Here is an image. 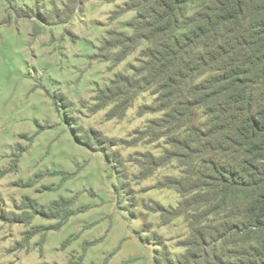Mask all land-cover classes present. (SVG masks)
Segmentation results:
<instances>
[{
	"label": "rangeland",
	"instance_id": "rangeland-1",
	"mask_svg": "<svg viewBox=\"0 0 264 264\" xmlns=\"http://www.w3.org/2000/svg\"><path fill=\"white\" fill-rule=\"evenodd\" d=\"M133 1L0 0V264H215L208 230L224 218L187 184L199 161L173 158L182 129L155 126L157 95L96 109L146 49L104 44L131 35Z\"/></svg>",
	"mask_w": 264,
	"mask_h": 264
},
{
	"label": "trees",
	"instance_id": "trees-1",
	"mask_svg": "<svg viewBox=\"0 0 264 264\" xmlns=\"http://www.w3.org/2000/svg\"><path fill=\"white\" fill-rule=\"evenodd\" d=\"M123 11L135 12L131 35L104 44L123 55L146 49L130 76L116 74L99 91L96 109L124 112L139 92L157 95L165 112L155 126L162 137L182 129L168 136L173 158L186 168L199 161L187 184L202 190L204 215L224 218L198 240H216L215 264H264V0H134ZM200 110L206 121L193 125Z\"/></svg>",
	"mask_w": 264,
	"mask_h": 264
}]
</instances>
